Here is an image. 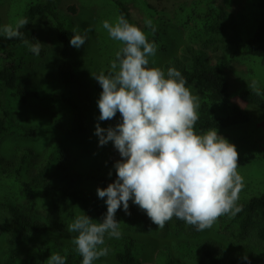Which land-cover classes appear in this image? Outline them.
Instances as JSON below:
<instances>
[{
	"label": "trees",
	"instance_id": "trees-1",
	"mask_svg": "<svg viewBox=\"0 0 264 264\" xmlns=\"http://www.w3.org/2000/svg\"><path fill=\"white\" fill-rule=\"evenodd\" d=\"M126 3L145 9L148 5L146 0H114L116 13L123 14L130 22ZM0 6H6L9 12L8 22L0 16V26L27 19L29 22L21 29L24 39L35 43L40 33H46L59 45V60L53 75L26 80L22 71L42 64L47 59L46 52L36 56L21 39L0 37V141L11 132L26 135L24 128L33 114L21 112L23 109L47 107L51 120L57 126L62 125L61 133L85 147L91 137L93 110L81 93L102 87L94 77L84 84L79 81L86 65L72 56L75 47L70 45V40L74 32L84 31L70 28L53 0L36 3L0 0ZM174 19L175 25L183 29L186 41L178 55L165 61L163 69L165 72L169 67L179 70L192 93L200 96L196 131L217 128L223 132L243 125L246 128L236 133L237 137L245 138L238 150L239 165L253 160L263 162L264 150H257L254 145L257 136L263 135L264 139V0H196L191 6L183 5ZM147 31L157 44L164 46L157 31ZM121 47L122 44L117 48L109 34H101L94 74L107 73ZM218 53L221 54L219 62L211 63L210 56L216 55L218 59ZM233 63L246 67L245 76L252 75L242 79L235 91L226 75L228 67L234 70ZM255 76L263 83L262 89L249 80ZM89 83L93 87L86 89ZM253 84L255 87H250ZM250 106L255 108L253 113L248 111ZM14 114L22 115L19 124L14 121ZM107 121L111 125V120ZM112 121L120 122L119 112ZM51 139L48 135L46 146L39 152L22 145L16 148L11 159L0 155V236L9 242L0 250V264H47L48 257L56 252L66 256V264H82L72 241L63 238V235H75L67 231V225L78 215L88 214L96 220L106 214L99 200L83 185L98 183L100 188H106L114 182L116 161L111 150L99 147L87 152L97 156L89 164L87 156H79V152L71 155ZM240 194L238 205L242 210L235 216H221V228L232 245L257 244L261 254L264 251V191ZM129 211L131 214H126L122 205L117 211L122 236L111 238L107 244L109 264H144L140 255L143 247L131 233L166 234L179 229L189 235L200 232L175 217L160 229L132 201ZM29 235L36 239L18 248L16 244ZM169 249L161 251L154 264H175L174 253ZM175 249L195 264H263L259 259H245L236 253L225 258L209 242L179 240Z\"/></svg>",
	"mask_w": 264,
	"mask_h": 264
},
{
	"label": "clouds",
	"instance_id": "clouds-1",
	"mask_svg": "<svg viewBox=\"0 0 264 264\" xmlns=\"http://www.w3.org/2000/svg\"><path fill=\"white\" fill-rule=\"evenodd\" d=\"M28 22L20 19L0 26V37L21 39L39 56L42 43L24 39L21 31ZM144 25L155 32L151 19H145ZM102 26L122 47L107 73H92L102 87L95 135L100 146L112 142L121 159L114 165V182L97 189L98 197L106 198L102 222L82 214L67 225V231L76 234L72 244L82 264H94L108 256L106 239L122 236L116 219L121 205L130 215L132 201L160 229L175 217L204 231L219 217L235 216L242 210L238 200L245 186L238 171L236 145L217 128L196 131L200 96L192 93L176 68L165 72L162 67L150 66L155 65L150 58L156 55L157 46L142 27L123 14L114 23L104 20ZM91 30L89 26L83 33L74 32L70 45L79 49ZM117 112L119 123L101 127L99 121L112 120ZM47 264H66V256L52 253Z\"/></svg>",
	"mask_w": 264,
	"mask_h": 264
},
{
	"label": "rangeland",
	"instance_id": "rangeland-1",
	"mask_svg": "<svg viewBox=\"0 0 264 264\" xmlns=\"http://www.w3.org/2000/svg\"><path fill=\"white\" fill-rule=\"evenodd\" d=\"M45 2L46 0H29V2ZM55 4H58V9L63 17L67 20V24L70 28L74 30H82L91 26L92 30L88 32L86 43L81 46L79 49H73V55L75 58H78L83 61L86 65L85 72L80 76L79 81L84 84L87 80L92 79L94 74V68L97 64L99 51L97 48V43L99 40V36L101 34L107 35V30H105L102 26L104 20H108L111 23L115 22L116 17H118V13H116L114 8V0H53ZM147 1V9L137 6L134 3H126V6L130 12L131 22L135 23L142 27L145 33L148 36L150 42H155L157 46L156 55L150 58V61H155V65L150 66H159L163 68L165 61L170 59L173 55H178L181 47L184 45L186 41V35L180 27L175 25V15L180 11L183 5L191 6L196 0H146ZM74 8V10L72 9ZM8 8L6 6H0V16L2 20L8 19ZM145 19H151L153 21V26L155 27V31L159 33V38L163 42L164 46H160L156 43L155 39L152 35L149 34L147 28L144 25ZM152 31V30H151ZM39 41L42 43L41 52L45 51L47 54V59L40 65L30 66L25 71H22V77L26 80L32 79L38 76H43L47 74V76H52L54 72L55 65L59 60V45L46 33L39 34ZM117 45V48L120 47L121 43L118 41H114ZM48 48V49H47ZM40 52V53H41ZM219 58L217 59L216 55L210 56V61L213 64L219 62L221 58V54H219ZM233 69L227 68L226 75L229 78L231 83L232 90L235 91L238 87L241 86L242 79H247L252 76L246 74V67L233 63ZM249 80L255 83L259 88L262 89L263 83H259L256 80V76L253 78H249ZM93 84L89 83L85 88H92ZM102 89H97L96 91L89 90L81 93V97L86 101L92 104L93 113H90V119L92 124L91 137L88 144L85 147H80L79 145L73 143L69 138L65 137L61 131L60 126H57L52 120L49 113V110L44 109H34L25 108L21 112H31L30 119L28 124L25 125L26 135H23L19 132H11L7 135H4L0 141V155H2L6 159H11L14 157L16 152V148L18 146H28L32 147L36 152H39L43 147L46 146V140L48 135L52 137L50 141H57L59 144L66 149L71 155L79 152V156H87L89 160L87 163L92 164L94 160H96L97 156L95 154L88 155L87 152H92L95 148H106L111 150L112 159L118 161L121 159L118 150L114 147L112 142L104 146L99 145V137L95 135V127L98 122V118L100 115V110L98 108V99ZM84 100V101H85ZM239 101V99H236ZM85 101V102H86ZM245 105V103H243ZM255 108L253 106L249 107V113H253ZM221 113V111H220ZM13 119L16 123H20L23 119L22 115L19 117L18 115H13ZM111 120V125L108 121H99L101 127L107 128L109 126H115L116 123ZM248 127V126H247ZM246 127L240 126L239 128L230 129L227 131H220L219 133L225 136L230 142L234 143L237 147V150L240 151L239 146L243 143L245 138L237 137L236 133H240ZM257 129V125L254 127ZM250 131V130H249ZM255 137V136H254ZM256 143L254 145L255 149L264 150V139L263 135L257 136L255 139ZM259 141V142H258ZM88 150V151H86ZM95 152V151H94ZM259 154V153H258ZM238 171L244 178L245 186L242 189V193L248 195L249 193L263 192L264 191V161L253 160V162L248 164H240ZM252 183V184H251ZM247 186H250L247 190ZM84 189L90 192L94 197H96L99 202L104 207L105 212H107V205L105 203L106 198L101 199L98 197L97 189L100 188L98 183H91L83 185ZM240 194V195H243ZM103 217H97V221L102 222ZM116 219L118 220L117 213ZM76 235V234H75ZM75 235H63V238L72 241ZM133 238L137 241L138 244L142 245V249L140 250L141 261L144 264H154L157 260H159L160 252L164 249L170 248L169 251L174 253L175 256V264H195L192 260L185 257L184 255H180L176 249L175 244L179 240H188L191 242H209L214 244L215 248L219 252H223L225 258L229 255L236 253L242 256H247L251 260L259 259L264 264V251H259V246L257 244L246 245V246H235L232 245L229 241V236L227 233L223 232L221 228L220 217L213 224V226L209 229H205L204 231H200L194 235H189L184 229H179L177 231H171L166 234H157V233H131ZM0 250L4 247L8 246L9 242L4 236H0ZM35 238L33 235H29L22 239L16 246L18 248H24L29 245ZM110 239H106V246ZM258 247V248H257ZM2 254V253H1ZM0 254V255H1ZM94 264H109L106 260V257H101L99 260L95 261Z\"/></svg>",
	"mask_w": 264,
	"mask_h": 264
}]
</instances>
